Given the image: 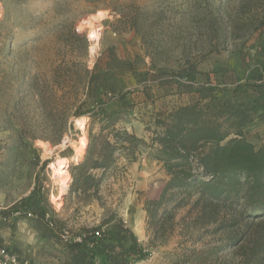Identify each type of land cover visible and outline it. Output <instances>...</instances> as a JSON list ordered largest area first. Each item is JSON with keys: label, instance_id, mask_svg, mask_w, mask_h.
Here are the masks:
<instances>
[{"label": "trees", "instance_id": "trees-1", "mask_svg": "<svg viewBox=\"0 0 264 264\" xmlns=\"http://www.w3.org/2000/svg\"><path fill=\"white\" fill-rule=\"evenodd\" d=\"M227 3L233 5L234 12L227 19L221 17L214 32L216 44L236 52L253 36L263 43L246 59L240 74L220 67L215 73L216 85L209 75L205 84H195L199 72L189 62L177 73L160 70L149 75L154 83L167 82L160 78L166 75L182 80L185 84L180 86L196 96L187 105L153 118L149 143L125 129L116 130L118 119L103 107L104 97L117 94L113 74L133 73L131 61L118 60L116 66L97 65L89 70L62 54L52 70L53 84H40L32 78L25 90L18 85L20 96L12 107L25 138L54 146L61 144L72 126V116L87 117L89 124L100 125L99 134L89 133L77 163L69 167L63 201L76 196L82 203L102 206L99 192L103 177L116 169L119 154L131 162L140 148L148 149L167 177L159 195L143 204L149 247L165 245L177 229L183 238L199 231L198 241L209 235L221 238L217 245L188 251L180 264H264V145L256 147L245 135L248 126L264 120V0ZM114 14L118 25L139 37L152 67L179 38L165 11L125 4ZM211 21L219 25L218 19ZM70 36L80 38L73 32ZM66 44L70 53L74 52L73 43L67 40ZM81 94L83 99H79ZM27 97L40 110L39 125L25 116ZM87 104L93 108L85 109ZM49 164L43 162L40 170ZM182 210L186 214L178 218ZM14 213L36 226L41 240L54 249L61 264H136L149 258L122 216L107 207L99 225L80 228L75 234L66 230L39 182L27 198L13 205L9 216Z\"/></svg>", "mask_w": 264, "mask_h": 264}, {"label": "rangeland", "instance_id": "rangeland-1", "mask_svg": "<svg viewBox=\"0 0 264 264\" xmlns=\"http://www.w3.org/2000/svg\"><path fill=\"white\" fill-rule=\"evenodd\" d=\"M125 4L165 11L174 23L171 29L179 38L160 56L156 67L150 65L139 37L117 24L119 18L114 11ZM233 9L227 0H0V231L5 230L4 242L22 239L28 248L33 247L25 255L17 254L21 261L60 264L50 245L42 240L37 242L40 232L31 221L15 213L9 216L13 205L27 198L37 182L48 192L51 209L72 234L80 228L99 225L104 207L122 216L149 253L148 259L136 264H180L188 251L219 243V236H204L198 241L200 231L183 238L177 229L165 245L149 247L143 204L159 195L167 177L146 148H140L131 162L123 153L119 154L116 169L103 177L99 192L102 206L97 202L82 203L76 196L63 201L66 186H60L62 179L52 174L49 165L43 171L40 166L45 161H60L63 172L70 177L69 167L75 165L79 157L76 150L79 142L87 145L89 133L98 135L100 125L89 124L87 117L72 116V126L61 144L54 146L25 138L12 107L20 96L16 91L18 85L25 90L27 81L32 78L40 84H53L52 70L62 54L67 60L76 59L89 70L97 65L100 68L116 66L118 60L131 61L133 73L116 71L113 74L117 94L104 97L103 107L118 119L116 130L125 129L149 143L153 118L163 117L196 98L192 91L180 86L184 81L169 78L171 73H177L189 62L195 64L199 72L195 84H205L209 75L216 85L215 73L220 67L240 74L246 59L250 60L263 43L253 36L236 52L216 44V27H220L221 17L227 19L229 13L233 14ZM213 18L219 20V25L211 21ZM197 25L199 28L195 30ZM92 29L98 37L91 53L88 33ZM71 32L80 38L74 40ZM67 40L73 43L72 53ZM160 70L169 74L160 77L168 81L154 83L149 75ZM81 98H84L82 94ZM23 106L27 120L39 125L40 110L32 98L27 97ZM84 108L93 107L87 104ZM77 121L86 126L85 130L79 128ZM245 135L256 147L264 145V120L248 126ZM59 197L60 200H56ZM185 214V210L179 211L178 218ZM2 247L8 249L7 243Z\"/></svg>", "mask_w": 264, "mask_h": 264}, {"label": "bare ground", "instance_id": "bare-ground-1", "mask_svg": "<svg viewBox=\"0 0 264 264\" xmlns=\"http://www.w3.org/2000/svg\"><path fill=\"white\" fill-rule=\"evenodd\" d=\"M88 36H89V40L92 42V45L89 47V51L92 53L94 52L95 50V46H96V42H97V37L95 32H94V29H92L91 31H89L88 33ZM93 55V54H92ZM84 118V117H83ZM77 125H79V128L82 130H85L86 126L84 124H80L79 121L76 122ZM82 123V122H81ZM82 130V131H83ZM86 147V143H84L83 141L82 142H79L78 144V149L77 150V153L78 155L80 156L82 154V151L83 149ZM63 165L60 161H56V162H52L49 164V168L52 170V174L54 175H57V176H60V178L62 179L61 180V183L60 186L63 187V186H66V183L68 181V173L67 172H63ZM64 192V191H63ZM59 195V194H58ZM61 195V194H60ZM58 197V196H57ZM61 197L59 198H56L60 200Z\"/></svg>", "mask_w": 264, "mask_h": 264}, {"label": "crops", "instance_id": "crops-1", "mask_svg": "<svg viewBox=\"0 0 264 264\" xmlns=\"http://www.w3.org/2000/svg\"><path fill=\"white\" fill-rule=\"evenodd\" d=\"M3 231H5V230H3ZM3 231H0V246L1 245L4 246V244L7 243L9 251H14L16 254H23V255H25L27 252H29L28 251L29 249L32 250L33 247L32 248H28V246H26V244L24 242L25 240H22V239L16 240V238H14V239H10L8 242L2 241L5 238L4 237L5 235L2 234ZM7 231L8 230H6V232ZM34 234H35V236L38 237V235H36V233H34ZM16 241H18V242H16ZM37 242H41V238H37Z\"/></svg>", "mask_w": 264, "mask_h": 264}, {"label": "built area", "instance_id": "built-area-1", "mask_svg": "<svg viewBox=\"0 0 264 264\" xmlns=\"http://www.w3.org/2000/svg\"><path fill=\"white\" fill-rule=\"evenodd\" d=\"M67 234H65V239H67ZM0 264H28V262L21 261L16 254H12L7 248L0 246Z\"/></svg>", "mask_w": 264, "mask_h": 264}]
</instances>
